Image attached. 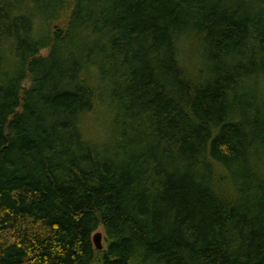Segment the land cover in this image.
Instances as JSON below:
<instances>
[{"label": "trees", "instance_id": "16d2710c", "mask_svg": "<svg viewBox=\"0 0 264 264\" xmlns=\"http://www.w3.org/2000/svg\"><path fill=\"white\" fill-rule=\"evenodd\" d=\"M0 264H264V0H0Z\"/></svg>", "mask_w": 264, "mask_h": 264}, {"label": "water", "instance_id": "95a60500", "mask_svg": "<svg viewBox=\"0 0 264 264\" xmlns=\"http://www.w3.org/2000/svg\"><path fill=\"white\" fill-rule=\"evenodd\" d=\"M102 240V234L99 232L95 233L92 237L93 245L97 251H101L103 249Z\"/></svg>", "mask_w": 264, "mask_h": 264}, {"label": "rangeland", "instance_id": "374dc122", "mask_svg": "<svg viewBox=\"0 0 264 264\" xmlns=\"http://www.w3.org/2000/svg\"><path fill=\"white\" fill-rule=\"evenodd\" d=\"M99 233H101V231H99ZM102 237H103V234H102ZM102 246L104 247V240H102Z\"/></svg>", "mask_w": 264, "mask_h": 264}]
</instances>
